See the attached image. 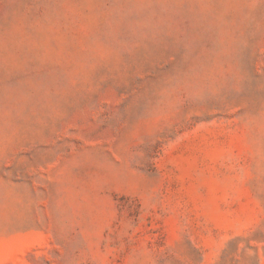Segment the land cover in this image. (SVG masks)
<instances>
[{
  "label": "rangeland",
  "instance_id": "374dc122",
  "mask_svg": "<svg viewBox=\"0 0 264 264\" xmlns=\"http://www.w3.org/2000/svg\"><path fill=\"white\" fill-rule=\"evenodd\" d=\"M0 264H264V0H0Z\"/></svg>",
  "mask_w": 264,
  "mask_h": 264
}]
</instances>
